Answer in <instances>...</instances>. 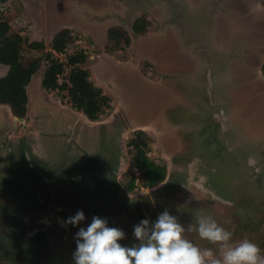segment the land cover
I'll return each mask as SVG.
<instances>
[{
  "label": "flooded vegetation",
  "instance_id": "flooded-vegetation-1",
  "mask_svg": "<svg viewBox=\"0 0 264 264\" xmlns=\"http://www.w3.org/2000/svg\"><path fill=\"white\" fill-rule=\"evenodd\" d=\"M175 2L176 4H168L169 6L153 3V8L160 10L153 12L144 7V12L166 18L170 11L172 15L178 12L179 7L184 12L180 19H183V14L194 13V6L189 0ZM208 2H211L208 15H222L226 6H222L220 0ZM140 4L141 1H138L137 5ZM248 11L254 17H264V9L248 8ZM135 13H138V9L130 10L127 19ZM77 15L80 18L76 20L79 27L94 28L91 32L84 31L93 42L92 47L100 48L105 44L108 29L117 22L114 15H105L102 19L98 14L88 19ZM188 19H185L187 26L197 24L196 18H191V22L195 19L193 23ZM252 23H249L251 28ZM148 33L150 32L134 35L129 32L131 40L136 39L134 47L132 46L135 55L142 49L141 54L150 57L148 52H143L144 39ZM259 34L263 51L256 54L259 46L254 43L258 41L256 37ZM157 35L159 36V32ZM178 35L181 50L187 47V51L195 56L189 59L192 64L189 72L175 70L176 76L174 73L173 77H169L174 82L175 90L171 98L168 96L169 99L159 92L155 93L153 88L149 96L146 95V88L135 89L132 93L128 90L130 87L127 83L118 90L119 105L106 114L105 122V118L89 119L81 110L63 104V100L59 98L50 100L45 92L32 98L28 94L24 117L14 115L8 105L7 108L6 104H0V198L4 200L0 201V264H31L28 263L31 255L28 251H36L42 247L49 249L50 254L37 256L35 259L47 256L51 259L50 264H72L76 249L75 234L82 224L87 223L86 228L93 216L106 219L109 227V221L113 217L110 210L113 197L117 203L125 204L126 208L142 210L146 207L141 203L144 201L142 198L146 197L147 203L154 200L158 205L157 200L161 198L164 209L158 210L160 205L156 207L158 211L155 220L167 210L185 228V239L201 249L212 248L217 257L220 255L218 247L198 236L196 217L200 215L211 216L218 224L231 231L232 242L247 238L258 244L261 255L264 256V232L255 230L264 228V223L261 225L259 222L261 215L258 216L257 210L260 202L264 201V92L256 100V117L249 121L236 116L237 110L231 102L237 92H250L264 76V32H250L244 37L246 41L242 42L243 39L237 38L238 44L234 43V39L225 47L215 44L211 32L206 33V37L210 36L208 42L203 40L198 47L193 39L194 34L178 32ZM249 38H252L251 42ZM193 45L198 52L191 51ZM248 48L255 49L253 55L239 61L240 53ZM147 61L158 69L161 79L168 77L160 59L153 56ZM140 63L141 61L138 65ZM145 78L150 85L155 83L149 77ZM145 78L142 79L146 82ZM156 97L163 98L165 102L169 100L171 107L166 111H173L172 117L163 115L164 108H160ZM209 114L213 120L208 119ZM82 117L95 124L88 123ZM99 121L102 124L97 123ZM214 124L216 128L213 135L217 134L216 138L222 143V147L217 151V147L212 146L205 152L204 142L209 139V127ZM149 127L155 128L154 139L157 146L153 147L157 152H153V156L148 152V156L157 161L156 153L162 151L164 156L168 155V161L162 162L167 174L163 181L153 187L140 186L136 182L135 175L139 171L133 167L137 173L132 172L131 147L128 145L136 133L145 132ZM130 133L132 136L129 137ZM126 135L128 137L124 138ZM13 154L20 160L17 167L13 165ZM33 158L49 168L52 176L58 177L53 178V182H72L73 192L76 193L73 195L79 196L77 211L82 210L85 217L76 226L66 223L76 212L70 203L63 204L64 208L59 205L66 202L65 199H56L55 194L59 191L56 193V190L47 188L42 189L44 194L37 192L33 186L35 183L21 170ZM252 158L258 162L254 166L250 163ZM157 162L161 163L159 160ZM256 167L261 169L259 174L255 171ZM132 176L135 177V187L128 191L127 181ZM166 185L170 187L163 189ZM188 190L191 191L190 194ZM80 196L85 198L80 199ZM63 197L65 198L64 195ZM222 201L231 203L225 204ZM82 202L84 203L81 204ZM123 228L122 226L121 230L125 233V238L118 243L129 247L138 243L134 235Z\"/></svg>",
  "mask_w": 264,
  "mask_h": 264
},
{
  "label": "rangeland",
  "instance_id": "rangeland-1",
  "mask_svg": "<svg viewBox=\"0 0 264 264\" xmlns=\"http://www.w3.org/2000/svg\"><path fill=\"white\" fill-rule=\"evenodd\" d=\"M141 1L140 5H137V2ZM176 0H10L7 2V9L4 13V17L10 25H14L17 22H22L24 25V31L21 33L23 37L27 38L28 42L33 41H41L44 43V52L51 51L53 54V57H58V60H62V62L66 61V55L68 53H74L77 50H83L87 54V60L84 64H81L82 67L86 68L90 73V79L94 83L95 86H98L101 88L103 94L110 95L111 97V108L105 112V114L101 115V118H105L106 114L110 113L111 109L119 105V92L118 90L124 88L122 86H125V84L128 83V86L130 87L128 90L130 92H134L135 89H145L149 96V94L155 90V93H160L161 95H164L166 98L169 99L168 96H170L174 93V82L171 78L173 77L174 73L176 76L175 68L177 66L185 67L184 64L192 65L189 63V59L191 57L195 56V54H192L187 51V47H184L183 50L182 47L179 46V35L178 32H189L190 34H194L195 38H193L197 42V47L199 45H202V41L208 42L209 37H206L207 32H211L214 35V42L218 46L225 47L229 42H232L234 40V43L238 44V39H243L242 42L246 41L245 36L248 35L250 32L255 31L256 34L264 32V17L259 16H252L251 12L248 11V8L254 9H264V0H220L222 3V6H226L223 8L222 15L224 13H227L223 17L231 21L230 26H226L224 29V32H220L218 30L217 25H223L221 23L222 19L219 16H222L219 14L218 16H210L209 8L210 3L208 0L205 2H201V0H193V3H199L194 7V13L191 15L189 14H183V19L179 20V17L183 10H179V7L177 9L178 12L174 13L172 15V12L170 11V15L166 16L164 18L163 16H160L162 19L158 20V15H154V13H148L146 14L148 18L153 22L156 26H151L147 28L148 33L147 37H145V45L143 52H148L150 54V57L146 54H141V51L139 49L138 53L135 55L134 51V44L136 39L131 40L132 37L130 36V42L129 45L125 48H119L115 51H111V45L108 43V41L103 44L100 48L98 47H92L93 42L90 41V39L87 37L85 32H91L92 29L90 28L85 29L83 27H79L76 23V20H80L79 14L81 17H84L88 19V17H93L95 14H98L99 18L102 16L110 17L113 12H119L120 15H115L114 18H116L117 22L116 24H113V26L119 27L121 30L126 32V34L129 35V31H131V24L134 21V19L144 12L145 8H150L154 11L153 3H161V5H174L176 4ZM227 4V5H226ZM123 5V6H122ZM165 5V6H166ZM168 5V6H169ZM248 5V8H247ZM216 7V5H214ZM125 7H127V12L129 13L132 9H138V13H135L132 17L129 16V20L127 19L128 13L125 12ZM197 9L199 11H197ZM160 9H156L155 12H157ZM79 11V12H78ZM140 11V12H139ZM143 11V12H142ZM197 11V12H196ZM251 11V10H250ZM184 13V12H183ZM205 13V14H203ZM73 16V17H72ZM228 17L233 19H227ZM71 18V19H68ZM189 18V19H188ZM191 18H196L197 24L193 27L187 26L185 24V21L188 19L190 23ZM218 18V19H217ZM74 19V21H72ZM186 19V20H185ZM100 20V19H98ZM126 20V21H125ZM254 21L249 22V21ZM124 21V22H123ZM178 22V23H177ZM69 27H62V25L68 24ZM252 23V28L250 27V24ZM217 24V25H216ZM62 29H67L75 39L73 42H71L67 48H66V54L58 55L57 52H53L51 47V40L53 36ZM110 29V28H109ZM108 29V30H109ZM164 31L159 32V36L157 35L158 32H152V30L157 31ZM85 31V32H84ZM108 33V32H107ZM161 33H164L163 35H160ZM154 35V38L152 37ZM233 36L235 38H233ZM261 35H257V42L254 44H257L259 47L256 49V54L263 51V49L260 47L261 45ZM186 38V37H185ZM238 38V39H237ZM252 38H249L248 40L251 42ZM133 43L131 44V42ZM165 41V42H164ZM263 41V40H262ZM163 42V43H162ZM123 44V43H121ZM196 44V43H195ZM183 45V44H182ZM249 45V44H248ZM133 46V47H132ZM132 47V48H131ZM197 47L193 45L191 51H197ZM240 47V46H239ZM242 48V47H240ZM255 49L251 50L250 48L244 49L242 53H240V56L238 58L239 61H243L244 58H249L253 55V51ZM40 52V50H30L29 48H26L23 51V55L25 57L28 56V58H32L37 56ZM57 53V55H56ZM55 55V56H54ZM158 58L160 59V62L165 67V70L168 72V77H165L161 79V76L159 74L158 69L153 67L152 64H149L147 60L150 58ZM194 58V57H193ZM141 61V63L138 65V62ZM188 61V62H187ZM248 61V60H247ZM103 66V68H102ZM105 66V67H104ZM187 66V65H186ZM46 67V61L43 62L41 68L38 70V72L32 77L28 88V94L30 98L35 97L36 95H39L40 92H45L46 97H48L50 100H57V98L63 100V104H67L71 107L68 99L64 94H66L65 91L58 93L57 90H43L40 86L41 82V76L43 69ZM190 67V66H188ZM4 68V67H3ZM7 66H5L4 71H0V75L3 76L7 72ZM66 71H68V67L65 68ZM185 71V70H184ZM189 72V70H188ZM0 76V77H1ZM247 76V75H246ZM145 77H149L150 80H154L155 83L153 85H150L149 82ZM146 79V82L144 79ZM161 79V81H158ZM128 80L129 82H127ZM59 82H62V76L58 78ZM158 81V82H157ZM130 84V85H129ZM150 85V86H149ZM132 86V87H131ZM122 87V88H121ZM153 88V89H152ZM152 89V90H151ZM264 92V76H262V79L257 82V86L255 84V88L249 92V90H246L245 93L241 94L240 92H237V95H234V97L231 98V102L234 103L235 109L237 110L236 116L238 118H241L242 120H251L253 117L255 118L254 114L258 110V106L256 104V100L260 98L261 95H263ZM140 96V94H139ZM142 96V95H141ZM238 96V97H237ZM156 102L161 105L160 108H164L162 110L163 115H169V117H172L173 111H166V109H169L170 103L168 101L165 102L163 98L156 97ZM168 103V104H167ZM213 109V108H211ZM166 111V112H165ZM130 117L132 121L133 115L130 112ZM211 115L208 119H212ZM107 118H105L103 121L105 122ZM213 120V119H212ZM88 123L93 124L91 120H87ZM101 121L97 122L99 124ZM95 124V123H94ZM213 124V123H212ZM211 128V135L209 139L211 141H208L209 139H206V142H204V149L207 150L205 152H208L212 146L217 147L218 149H221L222 143L217 140V134H214L215 131V124L212 125ZM155 128H146L145 135L153 137V146L156 148V140L154 139V131ZM213 132V133H212ZM157 134V132H156ZM132 136V133L129 134V137ZM126 135L124 138H127ZM155 151H150L151 155L154 154ZM218 153V152H217ZM153 156V155H152ZM155 158L157 161L167 162L168 161V155L164 156V152H160L159 154L156 153ZM32 162L29 163L28 166L21 167L22 171H24L25 176L30 178V181L35 183V190L37 192L43 193L44 190H56L55 192L59 191L57 193L56 199L59 201H62L63 199L66 200L65 203H60V206L65 207L63 204L70 203V206H73L72 208L75 210L74 212H77L79 202L78 198L79 196L73 195V185L71 181H57L53 182V178H57L55 176H52L50 174L49 168L45 167V165L39 164V162L35 161L33 158L31 160ZM20 163V160H18L17 155L13 154V165L18 166ZM164 164V163H163ZM56 170V169H55ZM132 172L134 174L137 173V171L132 167ZM55 174V173H54ZM136 182L142 186V182L144 181L141 173L135 175ZM60 180V179H59ZM52 181V182H51ZM32 185V184H31ZM170 185H166L163 187V189L169 188ZM145 190H147L145 188ZM185 190V189H184ZM186 192V190H185ZM189 194L191 191H187ZM17 196H19L18 192H16ZM66 195H65V194ZM44 194V193H43ZM68 194V195H67ZM76 194V193H74ZM65 196V198L63 197ZM20 197V196H19ZM22 198V197H21ZM85 196H80V199H84ZM87 198V197H86ZM144 201L141 203L145 204L146 207L144 210L142 209H130L126 208L125 204L122 202H116V199L113 197V206L112 209V219L109 221L110 225L109 227H116L119 229H122V226L126 228V230L130 233V235H133V229L134 226L137 225L142 219H148L149 221H155L156 211L163 210V203L161 198H158L159 205L153 200L150 203L146 202V197L142 198ZM58 200H56V203L58 204ZM70 202H68V201ZM0 201H4L0 198ZM7 202V200H5ZM180 201V200H179ZM0 202V203H1ZM88 202V199H87ZM86 204L88 205V203ZM82 202L81 204H83ZM116 203V204H115ZM69 205V204H68ZM159 206V207H157ZM114 207V208H113ZM158 210H157V208ZM136 210V211H135ZM75 215V214H74ZM261 225L264 223V216H260ZM87 223L82 224V227H85ZM123 228V229H124ZM258 232L262 231L264 232V228H256ZM264 234V233H263ZM185 236V235H184ZM122 241V240H121ZM262 241L264 243V235L262 236ZM120 242V240L118 241ZM122 245V243H120ZM123 246V245H122ZM30 255V259H28V263L31 264H50L51 259H49L47 256L42 259L43 256L49 255L50 251L47 248H41L36 251H28ZM33 254V255H32ZM33 256V257H31ZM37 256H42L41 258H37ZM74 264V261L72 262Z\"/></svg>",
  "mask_w": 264,
  "mask_h": 264
},
{
  "label": "trees",
  "instance_id": "trees-1",
  "mask_svg": "<svg viewBox=\"0 0 264 264\" xmlns=\"http://www.w3.org/2000/svg\"><path fill=\"white\" fill-rule=\"evenodd\" d=\"M9 1L0 0V4ZM152 5H154L153 2ZM146 14L143 12L134 19L129 32H133L134 35L147 32L152 21ZM23 31L22 22L10 25L0 11V64L8 68L6 74L0 77V104L8 105L14 115L24 117L28 103L27 86L46 61V67L41 76V88L46 91L57 90L58 93L65 91L64 96L67 97L72 108L81 110L91 120L100 119L101 115L111 108V97L103 94L101 88L94 85L89 71L81 66L87 60V54L83 50H77L72 54H67L66 61L61 62L53 57L51 51H43L45 47L43 42H28L27 38L21 34ZM74 39L67 29L59 30L51 40L52 50L66 53L67 46ZM107 41L111 45V51H115L129 45L130 35L119 27L113 26L108 30ZM26 48L42 52L35 57L28 58L23 55ZM66 67L68 71L65 70ZM262 73L264 74V64ZM60 76H62V82L58 81ZM152 144L153 140L141 131L128 142L131 147L130 164L141 173L144 179L142 185L145 187H153L163 181L167 174L164 164L148 156V152L155 151ZM134 183L135 177L132 176L127 181L128 191L133 190ZM257 210L259 211L258 216H264V201L260 202Z\"/></svg>",
  "mask_w": 264,
  "mask_h": 264
},
{
  "label": "clouds",
  "instance_id": "clouds-1",
  "mask_svg": "<svg viewBox=\"0 0 264 264\" xmlns=\"http://www.w3.org/2000/svg\"><path fill=\"white\" fill-rule=\"evenodd\" d=\"M250 163L258 162L252 158ZM255 171L259 174L261 169ZM84 219L83 211L78 210L66 223L76 226ZM196 224L199 238L217 246L219 257L212 248L201 249L185 239V228L165 210L155 221L142 219L134 226L138 243L131 247L118 243L125 238L121 229L108 227L106 219L93 216L91 223L75 234L74 264H264L258 244L247 238L232 242L233 233L211 216L196 217Z\"/></svg>",
  "mask_w": 264,
  "mask_h": 264
},
{
  "label": "crops",
  "instance_id": "crops-1",
  "mask_svg": "<svg viewBox=\"0 0 264 264\" xmlns=\"http://www.w3.org/2000/svg\"><path fill=\"white\" fill-rule=\"evenodd\" d=\"M193 0H189V2L190 3H192V5L195 7L196 5H198L199 3H200V1H198L199 3H193L192 2ZM126 9V8H125ZM157 8H154V11L153 12H155V10H156ZM159 11V10H158ZM114 13H115V15L117 16V15H120L119 14V12H113V14L112 15H114ZM124 13H128L127 12V9L125 10V12ZM224 15H222V16H219L221 19H222V21H221V23L223 24V25H217L218 26V30H220V32H224V28L226 27V26H230L231 25V21H228V20H226L224 17H223ZM216 17V16H215ZM158 18V20H160L161 19V17L160 16H158L157 17ZM218 19V18H217ZM179 20H181L180 18H179ZM178 23V22H177ZM152 26H156V25H154L153 24V22H152ZM62 27H69V23L68 24H65V25H62ZM92 29V28H91ZM90 29V30H91ZM92 30H94V28L92 29ZM152 32H155V30H152ZM157 32H164V31H159L158 29H157ZM221 47H223V46H221ZM191 53V52H190ZM206 55V54H205ZM188 62V61H187ZM185 65V67H181V66H177L176 68H175V70H180V71H182V70H190L191 69V65H188V64H184ZM187 65V66H186ZM188 66H190V67H188ZM5 68V66L4 65H1L0 64V71L1 72H3L4 71V68ZM105 67V66H104ZM102 68H103V66H102ZM104 69V68H103ZM4 75V74H3ZM1 76V75H0ZM127 82H129L128 80H126ZM122 87H125V86H122ZM121 87V88H122ZM27 96H28V88H27ZM27 105H28V103H27ZM7 108H8V106L7 105H5ZM0 107H1V105H0Z\"/></svg>",
  "mask_w": 264,
  "mask_h": 264
},
{
  "label": "built area",
  "instance_id": "built-area-1",
  "mask_svg": "<svg viewBox=\"0 0 264 264\" xmlns=\"http://www.w3.org/2000/svg\"><path fill=\"white\" fill-rule=\"evenodd\" d=\"M6 9H7V5H6V3H2V4H0V11H1L2 13H5V12H6ZM53 52H56V51L53 50ZM57 53H58V55L63 54L62 52H57ZM57 53H56V55H57ZM64 54H66V53H64ZM68 54H72V53H68ZM54 56H55V55H54ZM55 58L58 59V57H56V56H55ZM59 61H60V60H59ZM61 62H62V60H61Z\"/></svg>",
  "mask_w": 264,
  "mask_h": 264
},
{
  "label": "water",
  "instance_id": "water-1",
  "mask_svg": "<svg viewBox=\"0 0 264 264\" xmlns=\"http://www.w3.org/2000/svg\"><path fill=\"white\" fill-rule=\"evenodd\" d=\"M82 119H84L85 121H87V120H88L86 117H82ZM20 120H21V118H20Z\"/></svg>",
  "mask_w": 264,
  "mask_h": 264
}]
</instances>
